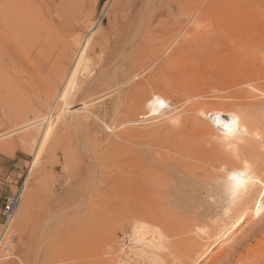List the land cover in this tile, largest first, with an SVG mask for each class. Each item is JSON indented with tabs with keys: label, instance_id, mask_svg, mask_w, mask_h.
<instances>
[{
	"label": "rangeland",
	"instance_id": "1",
	"mask_svg": "<svg viewBox=\"0 0 264 264\" xmlns=\"http://www.w3.org/2000/svg\"><path fill=\"white\" fill-rule=\"evenodd\" d=\"M84 1H82L83 6L79 0H10L1 10L2 24L7 27L8 32L3 37L4 42H0V137H2L0 139V231L5 198L20 195L22 189H25L23 187H26L27 192L32 193L33 197L32 205L28 210L29 215L27 213L22 226H17L16 217L14 218L11 228L12 238L0 251V264H34L38 257L37 264L134 263L136 258L133 255L134 245H131L130 236L134 221L145 220L144 216L148 218L164 213L162 214L165 216L164 219L170 224L174 223L175 217H182L194 227L196 221L199 220L197 224L208 222L209 219L215 218L218 212L220 216L218 214L217 218L229 223L238 216L235 214H240L243 206L241 203L245 202L241 193H234V189H226L222 172L217 171V168L212 167L213 165H205L204 169L193 167L192 169L195 170L193 172L182 168L180 162H187L188 159L178 157L174 151L178 140L177 129L181 126L169 125L163 121L155 122L153 117H146L148 111H145L143 104L148 93L150 95L153 88H156L163 91L160 92L166 99L170 98V105L174 107L175 114H185L184 109L192 105V101L187 99L191 100L189 96L194 84L198 86L197 92L201 93L196 99L198 101H211L217 105L239 103L237 97L231 100V96L234 97L243 87L235 86L234 89V85L227 81L229 75L236 73L239 63L234 62L228 51L218 46L219 43L214 38L224 33L223 36H229L230 32L245 33L248 30L244 28V24L238 23L235 26L225 23L216 24L217 20L207 7L210 5H207L208 0H126L120 8L116 7V0ZM221 1L218 0V3L220 4ZM223 1L224 4L227 2V5L229 1L231 2V0ZM240 1H245L244 4L259 13L264 20V0ZM105 2L109 3V6L105 5ZM94 25L99 26L96 32ZM92 30L94 35L91 34ZM208 32L212 33V36L210 33L206 34ZM202 37L205 39L203 40ZM209 39L212 41H208ZM194 40L199 41L193 46ZM202 44L207 48L205 49ZM86 45L89 46L86 55L90 56L94 65L91 68V75L82 78L77 69L79 57L84 54ZM54 55L69 57V69L67 67L68 76L65 77V82L58 84V98L50 103L47 102L44 88L48 83L46 81L48 68L56 59ZM77 77L82 81L81 88L84 89L87 85L88 88L81 90L75 97L70 93L67 94V91L71 82ZM147 81L151 82L153 88ZM55 82L54 80L53 83ZM225 91L229 94L234 93L230 96ZM114 96L122 102L117 116L112 114L111 109ZM100 98L102 99L97 100ZM257 99L260 101L264 97L259 95L255 98V102H259ZM247 101L254 100L251 98ZM84 103L89 107H84ZM175 103L178 104L174 105ZM80 104L83 105L80 111L83 125H78L73 120V111L81 108ZM30 106H36L37 114L42 112L39 118L46 119L33 128L17 130L26 121L22 119L23 117L31 119L29 114L28 117L25 116ZM259 106L257 105L256 108ZM263 108L264 105L260 106V111L257 112H264ZM136 111H139V116ZM48 116L55 117V122H58L54 132L52 125L55 122ZM137 119L142 120V124L138 126L123 124ZM201 120L199 123L203 126H213V122L209 123L205 118ZM162 123L165 129L160 134H151L147 131L148 128L160 127ZM134 128L140 131L137 137L130 134ZM199 139L208 146L204 138ZM162 141L165 144H162ZM127 144L143 145L145 148L149 144L152 147L159 144L155 147L156 159L153 156L151 159V155L147 156L145 153L144 169L149 170L151 175L156 172L157 167H159L157 170L160 169L162 163L161 168H165L163 171L167 178L173 174L168 180L167 189L164 188L165 198L155 199V195L141 188L143 191L138 189L132 202L128 199L126 180L120 178L129 146ZM259 147L261 146L256 150L260 153L253 151L251 154L257 159L263 158L261 162L257 161L259 162L257 166H262L257 167V173L264 181V147L263 149ZM169 153L170 156H166ZM251 154L250 160L256 161ZM161 155L165 159L163 162L160 159ZM115 173H117L115 176H118L116 179L112 176ZM208 173L210 176L206 175ZM203 174L206 175L207 180L205 176L203 178ZM186 178L191 179L186 180ZM114 181L116 183H113ZM189 182V186L186 185ZM218 185L219 190L217 188V192L213 194L214 198L207 197L210 195L209 190L211 188L215 190L214 187ZM174 187L177 188L174 190ZM94 188H97V192ZM141 191L145 193L144 196ZM197 194L200 198L196 196ZM187 197L193 199L189 198L190 205L186 200ZM85 199L86 201L83 202ZM214 201L231 202L229 218L226 216L224 219L221 208L207 207L206 202ZM239 202L240 204H237ZM113 204L115 205L112 206ZM200 207H203V210ZM191 209L196 210V213ZM17 212H20V208ZM17 212L15 216L18 215ZM262 216H264V199L254 207L251 218L238 229L232 239L217 246L213 254L201 264H245L246 262L248 264L250 257L247 255V250L256 247L260 239L264 241L262 239L264 222L261 226L257 224ZM193 219L195 222H191L194 221ZM253 221L257 227L254 226ZM194 230L195 228L186 238L183 237L190 245L189 254L184 255L185 259H190L189 264L193 263L203 247L209 243L203 242L201 236L194 233ZM172 239L175 240L174 237ZM222 249L232 252L224 262L216 263V256ZM160 261L162 264H179L177 254L169 251L164 252Z\"/></svg>",
	"mask_w": 264,
	"mask_h": 264
},
{
	"label": "bare ground",
	"instance_id": "2",
	"mask_svg": "<svg viewBox=\"0 0 264 264\" xmlns=\"http://www.w3.org/2000/svg\"><path fill=\"white\" fill-rule=\"evenodd\" d=\"M9 1L10 0H0V42L3 41V39H4L3 37H5L6 33L8 32L7 31L8 30L7 27H4L3 24H2L3 22H2V17H1V15H2V11L1 10H2L4 4H9ZM79 1H80L81 4L83 2H85L84 0H79ZM125 1L126 0H116V2H115L116 3V7L120 8V6ZM224 2L225 1L222 0L221 3L219 4L218 0H208L207 5L208 4H210V5L207 6V7H209L208 9L210 10V12L214 15L215 19L217 20V23L216 22L215 23L218 24V25H221L220 23H225V24H228V25H231V26L232 25L235 26V25H238V23H242V24H244L243 25L244 28L248 30V31H245V33L230 32V34H228L229 36H226V35L223 36L225 34L224 33L221 36H216L218 38H214V40H217L218 43H219L217 45L220 46V47L222 46L223 49H226V51H228V54L231 56V59H233L234 62H238L239 63L237 65L236 73H234L232 75H229L230 77L228 78L227 81L228 82L230 81L229 84L234 85L233 88L235 86H240L241 88L243 87V89L238 91L235 94L234 97L231 96V93H234V92H231L230 94L227 93V91H225V92L232 97L231 100L233 98L237 97V99H239L240 102L236 103L235 105H233L231 103L230 104L221 103V102H223V101H221L220 103L222 105L220 103H219L220 105H217V104H214V102L211 103V101L210 102H208L206 100L198 101L196 99H197V97H199V94H201V93L197 92L198 86H197V84H194L193 85V89H191V92H190L191 95L189 96V98L191 100L187 99L188 97L186 98L188 101H192V105L190 106V104H189L190 107L188 108V106H187L188 109H184L186 111V112H184L185 114L177 115V114L174 113V111H175L174 107L172 105H170V98L166 99L164 97V95L160 92L162 90L159 91L156 88H153L152 85L150 84L151 82L148 83L149 81H147V83L150 84V86L153 88V92L150 95L148 93V96L144 99L145 103H143V104H144V107H145V111H148L147 114L145 115L146 117H148V116L149 117H153V120L155 122L163 121V122H165V123H167L169 125L181 126V128L177 129V130H179V132H178V140L176 142V145L173 142H171V143H173L175 145L174 146V151H175V153H176V155L178 157H181V158L183 157V158H187L188 159L187 162H184V163L180 162L182 168H185L187 171L193 172V171H195V170L192 169L193 167L197 166V168L201 167V168L204 169L205 165H207V166L213 165L212 167L217 168L216 169L217 171L222 172V177H224V183L226 185V189H233V182L229 179L230 175L233 172L247 173L248 183L246 184V187L244 189H241L239 191V194L241 193L242 199L243 200L245 199V202L241 203V204H243V206L240 209V212H239L240 214H235L236 213L235 212L234 213L235 216L236 215H238V216L234 217L232 219V221H230L229 223H226V222L224 223V222L221 221L222 219L217 218V216L219 214L218 212H217L215 218L209 219L208 222H205L203 224H197L199 220L196 221L197 222L196 223L195 220L193 219L194 221H191V222H195L196 225L194 227L191 226L190 223H188L187 221H184L181 216H180L181 218H179V217L176 218L175 217V219L173 220L174 221L173 224H170L169 222H167L164 219L165 216L162 215L164 213L159 214V215L156 214L155 216H149L148 218H147V216H144V217H146L145 220L140 216L143 220L134 221V223L132 225V234L130 235L131 238H132V241L130 240L132 242L131 245H134L133 246L134 247V251H133L134 254L133 255H135L136 260H135L134 263L133 262L132 263H128L127 262L128 264H162V262L160 260L163 257L165 251L176 253L177 254V261L179 262V264H189L188 260L190 261V259H188V260L185 259L186 257L184 255L189 254L190 251L188 252V250L190 248V245H189L188 240H186L185 238H186V236L188 234L191 233L193 228H195V230L193 232L196 233L197 235L201 236V239H202L203 242L204 241L205 242H209L208 245L203 247V249L196 256V258L195 259L193 258L194 261H193L192 264H201L206 258H208L211 254H213V252H214V250H215V248L217 246H219L222 243L224 244V242H226V240L232 239V237L238 231V229L243 224L247 223L248 220L251 218V215L253 214V211H254V207L256 205H258L261 202L262 199H264V181L257 173L258 172V168L257 167H262L261 165L257 166V164H259V162H257V161L260 160V162H261V159H263V158L260 156L261 158L257 159V158H255V155L253 156V154H251L253 151H257L258 150V146H261L259 148L264 147V114H263L264 112H262V111H261L262 113L261 112H257V110H259L260 106L264 105V99H260V101L257 99L259 102H255V98L256 97L258 98L259 95L264 97V24H263L264 20H262L263 18L261 17V15L259 13L255 12L254 10H251L248 5L244 4L245 1L242 2L240 0H231V2L229 1L228 5L226 4L227 2L225 3L226 5L224 4ZM217 4H219L220 6L217 5ZM82 5L84 6V4H82ZM105 5L109 6V3L106 4V2H105ZM210 6H212V7H210ZM212 14H210V15H212ZM100 21H102V20H100ZM99 25H100V23H99ZM95 26L96 25H94V27ZM97 28H99L98 25L94 28L95 32L97 31ZM210 32H208L206 34L209 35ZM91 34L94 35V31ZM211 34L212 33H210V36H212ZM217 35H219V34H217ZM203 36L205 37L206 35H203ZM1 38H2V40H1ZM202 39L204 40L205 38L202 37ZM211 39H212V37H211ZM198 41L195 42V40H194V43H192L193 46H194V44H198ZM208 41L211 42L212 40L209 39ZM76 43H78V41ZM89 43H87V45ZM203 43H204V41H203ZM213 43H211V44H213ZM200 44H201V42H200ZM205 44H207V43L205 42ZM87 45H86V47H84V51H83L84 54L82 52L81 53L83 55L80 54L81 57H79L80 60H79L78 69H77L78 73H79V76H81L82 78H88V76L91 75V72H92L91 68L94 65L93 64L94 61H92L90 56L86 55L87 54L86 52L89 49V46H87ZM171 45H172V43H171ZM202 46H204V45L202 44ZM215 47H217V46H215ZM179 48H180V45H179ZM206 48L207 47H205V49ZM213 51H214V49H213ZM209 54H211V53H209ZM214 54H216V53H214ZM65 56H66V53H65ZM65 56L64 55L55 56L56 59L54 60L53 64H51V66L48 68V77L46 79V81L48 83L46 84L47 86L44 88V92H45V96H46L47 102L51 103L53 100H56L58 98V88H57L58 84L59 83L61 84V83L65 82V77L68 76V74L66 75V70H67L68 63H69V57L65 58ZM226 56H227V54H226ZM210 58L213 59L212 57H209V59ZM210 61H212V60H210ZM40 64H42V63H40ZM229 64L231 66L230 62H229ZM232 65H234V64L232 63ZM42 67H41V69H43ZM68 69H69V67H68ZM106 75H107V73H106ZM54 80L56 81L55 83H53ZM81 82L82 81H80L78 77L74 78V80L71 82V84H70V86L68 88L67 94L70 93L72 96H75V95L79 94L81 92V90L87 89L88 85L84 89L81 88ZM202 84H203V82H202ZM68 85H69V83H68ZM140 85H141V83H140ZM89 86H90V84H89ZM159 89H161V88H159ZM170 89H173V88H170ZM234 89H232V90H234ZM223 90H225V88ZM226 90H228V89H226ZM173 91H174V89H173ZM255 92L259 93V95H257ZM173 93H175V92H173ZM182 94H183V92H182ZM144 96H146V94ZM75 97H73V98H75ZM104 97L106 98L107 94ZM114 98H115V96H114ZM157 98H159V99H161V100H163L165 102V107L161 108L156 103V99ZM228 98H230V97H228ZM228 98H226V99H228ZM251 98H252V100H254L253 102L247 101L248 99L250 100ZM101 99L102 98L97 99V100H101ZM112 100H113V98H112ZM120 101L121 100H119L118 98L117 99L115 98L114 102L112 103L113 106L111 105L112 106L111 107L112 114L114 116H117L118 115V111L121 109L120 106H121L122 102H120ZM173 102H175V101H173ZM179 102H180V100H179ZM217 103H218V101H217ZM47 104H49V103H47ZM177 104L175 103L174 105H177ZM122 105H124V104H122ZM131 105H133V104H131ZM257 105H260L259 108H256ZM45 106H46V104H45ZM78 106L79 105H76V107H78ZM79 107H81V108H78V109L76 108V110L73 111V115H74V119L73 120H75V123H77L78 125H83V123H82L83 122L82 121L83 117L80 114V111L83 109V105H81ZM84 107H89V106L84 103ZM133 107H131V108L134 111L135 107H134V109H133ZM178 107H179V105H178ZM70 108H69V105H68V109H70ZM45 109H44V111H45ZM177 109H179V108H177ZM261 109H262V107H261ZM180 110H181V108H180ZM26 111H27V113H26L25 116L28 117V114H29L31 119H27L26 117H23L22 119H25L26 121H24L23 126L22 127L20 126L21 128L17 129V130H23V129L26 130V129L33 128V127L37 126L38 124H42L44 122V120L46 119L45 117L44 118H39V115H41L42 112L38 115L37 114L38 110H37L36 106H30V107H28V110H26ZM138 112L139 111H136L137 116H139ZM110 113H111V111H110ZM112 114H111V116H112ZM217 114H219L222 119L231 118L233 116L238 117V131L233 136H230L227 139H225L224 133L216 130L215 122H214V120L211 117H214ZM48 117L51 118V120L53 122H55V117H52V116H48ZM93 117H94V115H93ZM203 118H205L206 120H209V123H210V121L213 122V126L209 127V126H203L202 124H200L199 122L202 121L201 119H203ZM206 120H204V121H206ZM18 121H20V119ZM22 123H23V121H22ZM57 123L58 122H55L54 124L52 123L53 124L52 125V132H54L55 128L57 127ZM123 124H126V125L127 124L128 125L131 124V125H134V126H138V125L142 124V120L137 119V120H133V121L124 122ZM146 125H148V124H146ZM160 125H161L160 127L159 126L155 127V125H154L155 128H148L147 131H150L151 134H153V133L154 134H160L165 129L164 127H162L163 123L160 124ZM143 126H145V125L143 124ZM108 128H110V127H108ZM136 129L137 128H134L133 131H130V134H132L133 136L137 137L139 135L140 131L138 132V131H136ZM31 132L34 133L33 131H31ZM1 138L2 137H0V139ZM161 138H164V137H161ZM167 138H170V137H167ZM199 138H204L206 140L208 146H205L203 144V142L199 141L200 140ZM121 140H123V139H121ZM168 140H170V139H168ZM163 141H162V144H165V142L163 143ZM175 141H176V139H175ZM119 143H120V141H119ZM155 143H156V141H155ZM120 144H122V143H120ZM127 145H129V144H127ZM158 145L159 144H157L156 146H158ZM151 147L152 146L150 144L147 145L146 148H145V146L138 145V144H131V145H129L127 147L126 158L124 160V168L122 170V174H121L122 176L120 178H125V180H126L127 190H128V193H129L128 194L129 195L128 199L131 202L133 201V198L137 195L138 189L142 190L141 188H143V190L145 189L146 191H148V193L150 192L149 194L155 195L154 196L155 199L160 200V199H163V198L166 197V193H165L164 188L167 189V185H169V184H167L168 180H169L170 176H171V178L173 177L172 176L173 174H171L169 176V178H167V176L165 175V173L163 171L164 167L161 168L162 167L161 166L162 163L160 164V169L157 170V168H159V167H157L156 168V172L154 171L155 173H152L151 175L148 172L149 170L147 171L146 169H144V166H145V155L146 154H147V156L151 155V159H152V156L154 157V155L156 154V151H157V149L155 147H152V148ZM153 148L155 149V151H153ZM159 150L160 149H158V151ZM170 150H171V148H170ZM263 150H260V151H263ZM164 151H167V150H164ZM258 153H260V152H258ZM250 154L252 155L251 157L256 159V161L252 160L253 161L252 162L250 160ZM166 156H170V153H169V155H166ZM156 157L158 159V156H156ZM160 159H161L162 162L165 161V159H164V157L162 155H161ZM151 162L152 161L150 160V163ZM151 164H150V166H151ZM156 164H154V165L157 166L158 164L157 165ZM170 164H172V163H170ZM145 168H147V167H145ZM162 171H163L164 174L162 173ZM168 171H169V169H168ZM261 171H263V170H261ZM214 172H215V170H213V173ZM263 173H264V171H263ZM116 174L117 173L112 175V176H114V179L118 178V176H115ZM169 174H167V175H169ZM206 175H209V173L206 174ZM206 175L203 174L202 175L203 178H205ZM202 176H201V178H202ZM110 179H111V176H110ZM183 179H184V177H183ZM190 179L186 178V180H190ZM205 179L207 180V177ZM219 179H221V178L219 177ZM199 180H201V179H199ZM112 181L113 180H111V182ZM99 182H100V180H99ZM113 183H116V181H114ZM204 183H206V182H204ZM97 184H99V183H97ZM179 184H177V185H179ZM189 184H190V182L188 184L186 183V185H188V186H189ZM200 184H202V183H200ZM197 185H198V183H197ZM200 186L202 188V185H200ZM23 188H25V189H22V192L20 194V207H19L20 208V212L19 213L17 212L18 215L15 216L16 217L15 218L16 219L15 223H16L17 226H22L24 219L27 218L28 210L30 209V207L32 205V197H33L32 195L33 194L30 193V192L28 193L27 190H26V187H23ZM92 188H93V186H92ZM175 188H177V187H174L173 189L175 190ZM214 188H215V190L213 188H211L209 190L210 191V195L207 196V197H209L211 199L214 198L215 195H213V194L217 192V188L219 190V185L217 187H214ZM94 189L97 192V190H96L97 188H94ZM206 189L208 190L209 188H206ZM124 190H125V188H124ZM188 190H189V188H188ZM188 190H187V192L189 193ZM199 192L200 191H198V193ZM219 192H221V190ZM235 192L236 191H234V193ZM144 194L145 193H143V196H144ZM189 196H190V194H189ZM196 196L198 197L199 194H197ZM232 196H233V194H232ZM147 198L151 199L149 197H147ZM185 198H186V196H185ZM189 198L187 197V199H186L188 201V203L190 202L189 200L190 199L193 200L192 198H194V197H192L190 199ZM199 198H200V196H199ZM205 199L209 200L207 198H205ZM202 200H204V199H202ZM252 200H254L253 203H252ZM84 201H86V199L83 200V202ZM199 202H201V201H199ZM188 203H186V204H188ZM204 203H205V201H204ZM146 204H148V202ZM181 204L182 203H180V205ZM190 204L191 203H189V205ZM237 204H240V202L237 203ZM83 205H86V204H83ZM93 205H95V204H93ZM114 205L115 204H113L112 206H114ZM185 205H184V207H185ZM189 205H188V207H191ZM206 205H207V207H215V209L216 208H218V209L221 208L220 210L222 211V215H223V217L225 216L224 219L226 218V216H228V218L230 217L229 215L231 214V207H232L231 202L214 201V202H206ZM235 208H236V206H235ZM146 210H148V209H146ZM185 210H186V208H185ZM191 210H193V209H191ZM142 211H144V210H142ZM205 211H207V210H205ZM236 211H238V210H236ZM209 214H210V212H209ZM28 215H29V213H28ZM192 216L195 217L193 214H192ZM196 216H197V214H196ZM219 216H220V214H219ZM231 217H233V216H231ZM258 217L256 219L257 221H258ZM195 219H196V217H195ZM188 220H190V219H188ZM256 220H255V222H256ZM263 222H264V216L260 217L259 223H257V224H259L258 226H261ZM253 223H254V221H253ZM257 224H255L254 226H256ZM262 227H264V226L262 225ZM173 237L175 238V240L174 239L171 240V238H173ZM183 237H185V238H183ZM262 239H264V236L262 237ZM6 244H8V242H6ZM114 248H115V246H114ZM232 251H234V248H233ZM232 251H228L227 249L226 250L222 249L221 252L218 254V256H216L217 258H216L215 262L216 263L224 262L225 258L227 256H229V254ZM247 255H249V257H250V260L248 261L249 262L248 264H264V241H261V239H260L257 242V246L256 247H253V248H250V249L247 250ZM38 259H39V257L36 260L34 258V260H35L34 264H37ZM116 264H120V262H117ZM245 264H247V262Z\"/></svg>",
	"mask_w": 264,
	"mask_h": 264
},
{
	"label": "snow or ice",
	"instance_id": "3",
	"mask_svg": "<svg viewBox=\"0 0 264 264\" xmlns=\"http://www.w3.org/2000/svg\"><path fill=\"white\" fill-rule=\"evenodd\" d=\"M156 103L161 107H165V102L159 98L156 99ZM216 125V130L223 132L225 139L233 136L238 131V117L224 118L222 119L219 114L211 117ZM46 139V138H45ZM229 179L233 182V189L239 192L246 187L248 183L247 173L233 172Z\"/></svg>",
	"mask_w": 264,
	"mask_h": 264
},
{
	"label": "built area",
	"instance_id": "4",
	"mask_svg": "<svg viewBox=\"0 0 264 264\" xmlns=\"http://www.w3.org/2000/svg\"><path fill=\"white\" fill-rule=\"evenodd\" d=\"M20 206V195H13L6 197L2 207V230L0 231V251L2 247L8 242L11 236V228Z\"/></svg>",
	"mask_w": 264,
	"mask_h": 264
}]
</instances>
